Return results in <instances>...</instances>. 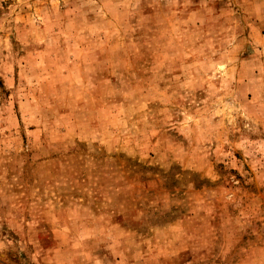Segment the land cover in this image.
Returning <instances> with one entry per match:
<instances>
[{"label":"rangeland","instance_id":"374dc122","mask_svg":"<svg viewBox=\"0 0 264 264\" xmlns=\"http://www.w3.org/2000/svg\"><path fill=\"white\" fill-rule=\"evenodd\" d=\"M0 264H264V0H0Z\"/></svg>","mask_w":264,"mask_h":264}]
</instances>
